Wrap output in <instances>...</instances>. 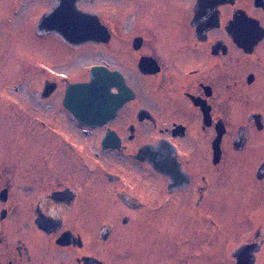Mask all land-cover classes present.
Instances as JSON below:
<instances>
[{"label": "flooded vegetation", "instance_id": "af4514ba", "mask_svg": "<svg viewBox=\"0 0 264 264\" xmlns=\"http://www.w3.org/2000/svg\"><path fill=\"white\" fill-rule=\"evenodd\" d=\"M0 264H264V0H0Z\"/></svg>", "mask_w": 264, "mask_h": 264}, {"label": "water", "instance_id": "95a60500", "mask_svg": "<svg viewBox=\"0 0 264 264\" xmlns=\"http://www.w3.org/2000/svg\"><path fill=\"white\" fill-rule=\"evenodd\" d=\"M110 84H111L110 76L99 75V76L93 77L90 82L83 83L82 88H83V91L85 92H96L101 95H105V92L108 89V86ZM99 101L101 103L97 105V107H100L98 109H101V110L103 108L106 110L112 109V106L110 105V98L106 96H101L99 97ZM96 119H103L102 114H100V116L97 117ZM154 164H158V163L155 162Z\"/></svg>", "mask_w": 264, "mask_h": 264}, {"label": "rangeland", "instance_id": "374dc122", "mask_svg": "<svg viewBox=\"0 0 264 264\" xmlns=\"http://www.w3.org/2000/svg\"><path fill=\"white\" fill-rule=\"evenodd\" d=\"M38 53V52H37ZM39 59H41V60H45V61H48V57H47V55L46 54H44L43 52H41L40 51V53L38 54V56H37Z\"/></svg>", "mask_w": 264, "mask_h": 264}]
</instances>
